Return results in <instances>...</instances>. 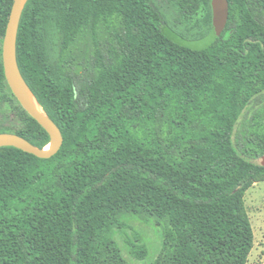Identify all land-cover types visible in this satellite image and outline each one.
<instances>
[{
    "label": "trees",
    "instance_id": "16d2710c",
    "mask_svg": "<svg viewBox=\"0 0 264 264\" xmlns=\"http://www.w3.org/2000/svg\"><path fill=\"white\" fill-rule=\"evenodd\" d=\"M228 1L213 42L181 27L209 33L212 0L28 1L19 66L64 143L51 158L0 147V264H138L114 236L124 213L163 228L149 264H250L264 108L238 126L264 92V0ZM13 2L0 0V107L14 110L0 132L45 148L5 77Z\"/></svg>",
    "mask_w": 264,
    "mask_h": 264
},
{
    "label": "water",
    "instance_id": "95a60500",
    "mask_svg": "<svg viewBox=\"0 0 264 264\" xmlns=\"http://www.w3.org/2000/svg\"><path fill=\"white\" fill-rule=\"evenodd\" d=\"M29 0H14L9 16L2 46V59L5 77L13 94L22 107L46 130L50 136V142L45 148H40L25 137L11 132H0V147L12 146L39 158H51L59 152L64 136L60 127L49 116L43 106L37 100L35 94L24 78L17 54V40L20 23L24 9ZM212 28L207 35V41L213 42L225 31L230 15L228 0H213ZM264 166V156L261 160Z\"/></svg>",
    "mask_w": 264,
    "mask_h": 264
},
{
    "label": "rangeland",
    "instance_id": "374dc122",
    "mask_svg": "<svg viewBox=\"0 0 264 264\" xmlns=\"http://www.w3.org/2000/svg\"><path fill=\"white\" fill-rule=\"evenodd\" d=\"M213 3V0H212ZM213 8V7H212ZM213 22V19H212ZM182 29L187 32V36L190 39H200L203 36H207L209 33L204 34V31L192 30L187 26L182 25ZM261 108H264V92L252 102L242 118L240 130L248 129L251 122H248L250 118L261 112ZM258 115V114H257ZM0 117L3 119L1 128L10 127L14 118V110H6L4 107H0ZM259 120L264 122V113L261 114ZM262 155L256 160L257 163H261ZM244 205L247 214L250 218L253 232L254 242L253 247L249 255L250 264H264V178L255 181L252 186L246 191L244 195ZM123 220L126 221L127 227L124 230L115 229V239L118 242L119 248L122 249L123 255L131 262L138 264H149L153 262L163 247V228L155 219L149 221H143L132 213H124ZM146 246L148 249V255L143 260H137L131 254L134 246Z\"/></svg>",
    "mask_w": 264,
    "mask_h": 264
}]
</instances>
